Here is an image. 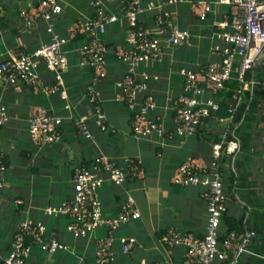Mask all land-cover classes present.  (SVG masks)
I'll return each mask as SVG.
<instances>
[{
	"label": "crops",
	"instance_id": "crops-1",
	"mask_svg": "<svg viewBox=\"0 0 264 264\" xmlns=\"http://www.w3.org/2000/svg\"><path fill=\"white\" fill-rule=\"evenodd\" d=\"M60 1L63 11L55 20V28L63 35L68 36L74 24H78L79 17L85 18L94 14L89 5L90 0ZM38 3L39 0H0V6L4 9L0 19V59L9 52L32 48L48 37L44 23L33 24L21 15V10L38 6ZM170 9L177 24L190 31L189 41L175 47L166 45L160 60H144L138 64L136 71L138 74L148 75L146 94L156 100L158 108L155 113L163 116L167 126L172 125L175 116L171 109L172 99L182 89L181 68L198 69L208 61L217 59L212 49L216 44H223L224 41L215 36L216 28L213 26V21L220 19L228 6L214 5V12L203 22L198 20L188 2L177 4ZM138 22L148 30L156 26L154 15L148 12H143ZM128 27V20L120 15L118 22L109 28L104 37H109V41H120L123 35L124 42L121 41L125 44ZM117 29L122 31L120 36H116ZM85 38L84 30H78L66 46L69 61L70 56L74 59L70 62L69 71L65 73L67 98L35 94L30 88L21 84H17V87L0 88V105L6 106L9 113V120L4 126L8 127L11 137L9 140L8 132L0 131V150L8 161L0 188V206H10L13 201L16 204L14 213L17 216L15 226L10 229L8 236L5 239L0 238V259L9 250L18 222L29 218L43 221L47 230L55 232L57 239L68 249L67 254L57 251L52 255L45 254V258L41 259L37 256L40 251L35 247L30 255L29 264H84L92 261L93 239L72 238L65 229L66 217L45 216L42 209L47 205H57L71 194L72 169L96 155H104L125 162L132 161L138 166L137 174L132 179L121 185H115L106 179L101 187L102 211L106 216L117 214L126 194L132 195L140 212L138 219L122 225L116 232L117 235L135 236L136 243L128 254H123L120 252V244L116 241L114 245L116 256L112 264L130 262L184 264V248L169 247L161 241V237L173 228L202 235L207 221L206 200L201 186L177 184L173 178L178 166L187 158L193 157L204 163L212 160L213 144L222 140L226 132L222 125L226 120L211 115L203 120L194 135L186 137L173 135L168 130L162 135L134 137L131 132L130 111L125 107L122 99L115 98L116 92L119 93L115 81L124 75L126 65L121 59H117L110 48L111 53L107 54L108 75L98 85L99 106L104 115L105 125L102 129L96 125V117L92 114L93 103L86 96V88L90 85L94 70L78 63L79 47ZM263 62L264 58L250 71V76L256 79L257 84L251 99L253 102L248 114L246 113L248 116L244 115L241 121L233 126L234 135L239 140V152L234 159L235 176L230 172L228 156L222 154L221 159L228 158L225 162L220 159V170L227 194L225 213L240 219L242 227L245 226L256 232V236L248 243V252L243 253L235 264H264V129L259 133L260 122L264 125V112L256 109V103L259 105L258 90L264 85V81L259 82L263 77L260 73ZM174 70L179 78L172 84L169 80ZM41 74L45 78L51 77L44 71H41ZM38 107H45L64 118L61 142L40 145L32 141L28 116L30 111ZM81 116L87 117L88 127L92 133L90 138L79 136L75 130L73 120ZM108 127L111 131L104 132ZM23 128L25 137L33 145L34 155L27 149H19L17 138L21 136V132L23 133ZM66 134L70 136L67 142L64 140ZM62 141L66 143V147ZM55 145L61 153L69 154L66 158L64 156L59 172L51 169L52 163L49 159L51 147ZM12 157L15 159L12 160ZM25 158L26 172L30 170L34 172L37 169L39 173L45 175V170H50L56 177L48 184L33 179L31 190L29 188L24 190L15 185L14 194L2 191L4 188H9L5 183L6 174L14 168L13 165ZM68 159L75 163H68ZM30 160H33V166L28 164ZM63 175L67 177V181H64ZM228 175L232 176L231 182H228ZM27 176L29 180L33 178L30 173H27L26 179ZM44 187L47 188V193H39ZM225 226L222 221L221 233L225 232ZM103 233V230L97 232L98 235ZM212 264H222V262L215 260Z\"/></svg>",
	"mask_w": 264,
	"mask_h": 264
},
{
	"label": "built area",
	"instance_id": "built-area-1",
	"mask_svg": "<svg viewBox=\"0 0 264 264\" xmlns=\"http://www.w3.org/2000/svg\"><path fill=\"white\" fill-rule=\"evenodd\" d=\"M185 2L190 4L201 22L214 12V5L228 6L221 18L213 21L215 36L224 43L216 44L212 49L217 59L208 61L198 69L181 68L182 89L172 99L171 109L175 116L172 125L167 126L163 116L155 113L158 108L156 100L146 94L148 75L136 71L138 64L144 60H160L166 45L175 47L189 41L190 31L177 24L170 9ZM89 5L94 14L79 17L78 24H74L68 36L55 28V20L63 11L60 0H39L38 6L21 10V15L29 22L44 23L48 37L32 48L9 52L0 59V88L21 84L35 94L67 98L65 73L69 71L70 61L66 46L78 30H84L86 38L79 47L78 63L94 70L86 96L93 103L92 114L96 117V125L104 129L98 89L99 83L108 75L109 49L104 35L108 26L123 15L129 22L126 46L118 47L114 54L125 63L126 72L115 81V87L119 90L115 98L122 99L130 111L134 137L162 135L167 130L183 137L194 135L203 120L218 110L216 95L232 76L240 86L228 103L230 115L225 119L234 121L233 115L243 91L253 93L257 81L252 75L247 78L246 74L255 66L258 55L264 49V0H90ZM143 12L154 15L155 28L148 30L138 22ZM3 13L0 6V19ZM41 71L51 77L45 78ZM8 120L7 107L0 105V126H4ZM63 120L61 115L45 107L30 111L28 125L32 141L40 145L61 142ZM73 124L80 136L91 137L87 117L75 118ZM238 152L239 140L232 127L230 132H225L221 141L213 144V157L209 163L190 157L178 166L173 181L201 186L207 211L202 235L173 228L161 237V241L169 247L184 248V264H212L215 260L222 264H235L243 253L248 252V243L256 236L254 230L245 226L240 231L231 229L223 235L220 231L222 217L227 210L220 159L222 154L228 156L230 172L235 176L234 159ZM6 166L4 153L0 150V188ZM137 170L138 166L132 161L96 155L88 164L75 167L70 197L42 209L45 216L66 217L65 229L72 238L93 239L94 258L84 264H112L116 256V241L123 254H128L134 247L135 236L116 234L122 225L139 218L140 212L134 198L126 194L117 214L106 216L102 211L100 191L106 179L121 185L132 179ZM100 230L104 231L102 235L97 234ZM35 247L48 255L67 248L57 239L55 232L47 230L43 221L25 218L16 226L9 250L2 257L3 264H29Z\"/></svg>",
	"mask_w": 264,
	"mask_h": 264
},
{
	"label": "rangeland",
	"instance_id": "rangeland-1",
	"mask_svg": "<svg viewBox=\"0 0 264 264\" xmlns=\"http://www.w3.org/2000/svg\"><path fill=\"white\" fill-rule=\"evenodd\" d=\"M178 78H179V76H178L177 72L174 70V72H172L170 75L169 82H171L173 84L175 82V80ZM247 114H248V112H247ZM247 114H245V116ZM225 120H226V122L223 121L225 124L222 125V127H223V129H225L226 132H230L231 128L236 124V122H234V121L229 122L227 119H225ZM260 125H261V127L259 128V133L261 131H263V129H264V125L261 122H260ZM0 131L8 132V139L10 140L11 137L9 135V129L7 126H3L2 128H0ZM69 137L70 136H68L66 134L64 140L67 142ZM17 142L19 144V149H27L28 151L32 152V155H34L33 145L25 137L24 128H23V133L21 132V136H19L17 138ZM62 142L66 147L67 146L66 143L64 141H62ZM60 153L61 152L59 151V149L57 148L56 145L51 147V155H50L49 159L52 163L51 169H53L55 172H59L61 170V164L64 161V156H65V158L69 156L68 153H65V154H63V153L60 154ZM14 159L15 158L12 157V160H14ZM33 159H35V156L33 157ZM25 161H26V158L23 161L22 160L18 161L15 165H13L14 168L11 169L8 174L5 173L6 174L5 183L9 186V188H4V189H2V191H8L9 194H11V193L14 194L13 187L15 185H17L18 188H22L25 190L28 188L30 189L31 185L34 181H38L42 184H48V183H51L53 181V179L56 177L55 173L50 171V170H45V175H42L41 173H39L37 169H35L36 171H34V172L31 170L26 172ZM32 161L33 160H30L28 162V164H32V166H33ZM67 162L71 163V164L75 163L73 160L71 161L70 159H68ZM27 173H30L31 176H33V178H31L29 180L28 179L29 177L27 176V179H26ZM33 179H35V180L33 181ZM63 179H64V181H67V177L65 175H63ZM41 189H43V190L40 191L39 193H42V194L47 193L46 187L41 188ZM11 203L12 204L10 206L7 205V207L0 206V238L2 237L3 239H5L8 236V233L10 232V229L13 227V225L15 226L14 222L17 219V216L14 213L16 204L13 201ZM37 249L40 251L37 256L40 257L41 259H42V257L45 258V256L48 255L45 252L41 251L39 248H37ZM66 250H68V249L65 248V249L58 250V251H62L63 254H67L68 251H66ZM123 259L125 260V257ZM129 264H135V262H130Z\"/></svg>",
	"mask_w": 264,
	"mask_h": 264
},
{
	"label": "trees",
	"instance_id": "trees-1",
	"mask_svg": "<svg viewBox=\"0 0 264 264\" xmlns=\"http://www.w3.org/2000/svg\"><path fill=\"white\" fill-rule=\"evenodd\" d=\"M115 4H117V1L115 2ZM118 20L115 23H113V24L108 26L107 32H108L109 28H112V26H114L118 22ZM115 31L117 32L116 36H120L121 35V32H122L121 30L117 29ZM106 35H107V33H106ZM108 38H107V36L105 38L106 45H107V47L109 49L108 54L111 53L110 52V48H111L112 53L114 54V52L118 49V46H122V47L126 46V42H125V44H122L123 35L119 39L120 41H117V40L116 41H109ZM72 60H74L73 56H72V59H71V56H70V62ZM260 69H261L260 73H261V75H263V77L261 79H259V82H262V81H264V62L262 63ZM250 74H251L250 71H248L247 74H246V77L249 78ZM239 86H240L239 82L233 76L225 83V87L216 95V99H217V101L219 103V108L212 115H214L216 117H219V118H227L230 115V113L228 111V103L231 100L232 94L235 92L236 89L239 88ZM258 91H259V93H258L259 105H257V103H256V109L262 111V113H263L264 112V85L261 86ZM252 96H253V93L250 94V92H248V91H243V94L241 95L240 103L238 104L237 109H236V113L233 115V120L235 122L240 121L242 119V117L248 112L249 107H250L251 103L253 102V100H251ZM125 107H126V105H125ZM174 114H175V112H174ZM75 130H76V128H75ZM110 131H111V128L108 127L107 131H104V132H110ZM76 132H77V130H76ZM131 132H132V125H131ZM132 135H133V133H132ZM226 159H228V158H226V157L222 158L221 161L225 162ZM4 160H5V164L8 165V161L6 160V155H5ZM90 161L91 160L84 161L83 164H88ZM73 174H74V169H72V176H73ZM231 177L232 176L228 175V182H231ZM226 180H227V178H226ZM223 185H224V189H225L224 182H223ZM69 197H70V195L67 198H69ZM222 221H224V223L226 225L225 226V229H226L225 232L228 231V230H231V229H235V230H238V231H240L242 229L241 220L240 219H235V218H233L231 216H228L226 213L223 214ZM15 230H16V227L14 229V232H15ZM14 232H13V234H14ZM224 233L222 232L221 234L223 235ZM0 264H3L2 259H0Z\"/></svg>",
	"mask_w": 264,
	"mask_h": 264
},
{
	"label": "water",
	"instance_id": "water-1",
	"mask_svg": "<svg viewBox=\"0 0 264 264\" xmlns=\"http://www.w3.org/2000/svg\"><path fill=\"white\" fill-rule=\"evenodd\" d=\"M264 58V49L263 51L258 55L257 57V61H256V65H259L262 61V59ZM263 139H264V134H263Z\"/></svg>",
	"mask_w": 264,
	"mask_h": 264
}]
</instances>
